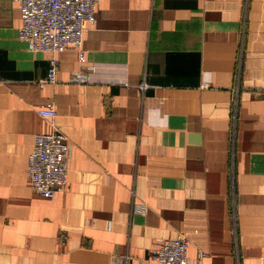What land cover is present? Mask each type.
Returning a JSON list of instances; mask_svg holds the SVG:
<instances>
[{
	"label": "crops",
	"instance_id": "1",
	"mask_svg": "<svg viewBox=\"0 0 264 264\" xmlns=\"http://www.w3.org/2000/svg\"><path fill=\"white\" fill-rule=\"evenodd\" d=\"M20 26L18 0H0V264H151L180 231L202 264H259L264 0H100L85 82L67 46L39 83L51 53ZM49 102L69 142L53 196L27 175Z\"/></svg>",
	"mask_w": 264,
	"mask_h": 264
},
{
	"label": "built area",
	"instance_id": "2",
	"mask_svg": "<svg viewBox=\"0 0 264 264\" xmlns=\"http://www.w3.org/2000/svg\"><path fill=\"white\" fill-rule=\"evenodd\" d=\"M99 1L18 0L21 17L19 37L25 40L29 49L51 53L47 72L39 79V83L57 80L58 58L55 53L67 46L76 48L79 62V67L71 72L70 79L76 82L88 79L85 68L92 66L85 61L83 32L94 22L95 8ZM146 86L145 80L140 81L139 87L142 90ZM37 111L49 120L51 128L35 133L27 154V175L30 185L38 193L53 196L66 183L69 142L67 135L54 122L58 113L54 103L41 105ZM188 242L184 231L173 237L160 238L151 252V264H202L200 258H190ZM259 264H264V254L259 257Z\"/></svg>",
	"mask_w": 264,
	"mask_h": 264
}]
</instances>
